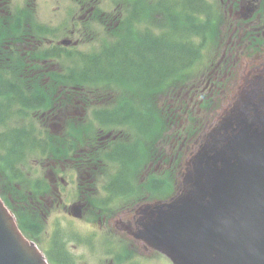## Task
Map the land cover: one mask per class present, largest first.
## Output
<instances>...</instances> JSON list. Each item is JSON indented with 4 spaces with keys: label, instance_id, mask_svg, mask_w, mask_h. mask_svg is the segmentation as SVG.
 I'll return each mask as SVG.
<instances>
[{
    "label": "flooded vegetation",
    "instance_id": "flooded-vegetation-1",
    "mask_svg": "<svg viewBox=\"0 0 264 264\" xmlns=\"http://www.w3.org/2000/svg\"><path fill=\"white\" fill-rule=\"evenodd\" d=\"M39 2L52 10L50 17H42ZM221 2L226 23L215 35L212 57L206 64L181 66L189 72L187 81L163 92L159 103L164 109L156 113L150 81L141 82L147 88L143 96L137 90L132 97L114 96L105 89L97 97L74 95L88 86L76 79L91 48L122 37L132 39V56L125 62L134 69L132 84L137 89L138 41L146 36L151 45L153 19L146 25L151 34H122L113 29L122 25L124 2L101 8L100 3L78 0L75 10L68 8L65 20L58 22L55 0H27L18 18L0 0V23L8 26V41L0 52L7 64L1 68L26 79L0 85L44 88L53 94L52 107L38 114V127L53 136L51 153L22 163L13 190L16 201L12 200L23 209L25 220L35 217L36 224H27L28 235L50 264H179L173 252L155 248L172 244L169 232L168 240L144 235L154 222L156 207L187 194L188 173L194 174L199 159L220 146V133L237 105L245 98L255 104L264 99V6L245 20L253 0ZM137 6L135 0L136 19ZM148 7L152 15L154 0ZM35 11L38 16L26 13ZM11 23H16L14 32L9 31ZM175 53L179 62L186 60V49ZM154 62L152 54L142 69L150 72ZM139 104L147 111L140 112Z\"/></svg>",
    "mask_w": 264,
    "mask_h": 264
},
{
    "label": "water",
    "instance_id": "water-1",
    "mask_svg": "<svg viewBox=\"0 0 264 264\" xmlns=\"http://www.w3.org/2000/svg\"><path fill=\"white\" fill-rule=\"evenodd\" d=\"M252 120L209 158L198 195L159 223L177 228L185 264H264V104ZM0 264H46L1 201Z\"/></svg>",
    "mask_w": 264,
    "mask_h": 264
},
{
    "label": "rangeland",
    "instance_id": "rangeland-1",
    "mask_svg": "<svg viewBox=\"0 0 264 264\" xmlns=\"http://www.w3.org/2000/svg\"><path fill=\"white\" fill-rule=\"evenodd\" d=\"M101 2L103 3L102 7L105 8L111 2H116V1L115 0H101ZM14 3H15V1H14ZM14 5L15 6L19 5V3H15ZM14 5H13V7H14ZM122 33L125 34V31H123ZM121 44L122 45H127V44L132 45V39L129 37H123ZM138 47L140 49V52L138 53L137 66L135 64V69H136L135 74L138 73V80H140V81H151L154 78V75L151 74L152 71L149 72V70H146V69L141 70V69L143 66L148 64V58L154 53V51L152 50L149 42L142 37L138 41ZM132 49H133V45H132ZM161 51L163 53V56L167 55V57L169 56V54H175L173 49H171V48L169 51H167L166 47H165V48H162ZM170 63H171V61H170ZM120 74H121V72H120ZM127 74L130 76L134 75V69L132 71H128ZM14 120H13V123H14Z\"/></svg>",
    "mask_w": 264,
    "mask_h": 264
},
{
    "label": "trees",
    "instance_id": "trees-1",
    "mask_svg": "<svg viewBox=\"0 0 264 264\" xmlns=\"http://www.w3.org/2000/svg\"><path fill=\"white\" fill-rule=\"evenodd\" d=\"M184 53H182L183 55ZM166 57V58H165ZM170 65H172V62L169 61V56H163L162 52H159L157 55V60L154 62V67L152 68V75H154V78L159 77V75L162 73V70L165 68H168ZM9 91L8 88H4L0 86V111L5 109V106L13 105L11 102H9V98L11 95L7 93ZM6 112H13L11 110H5ZM15 141V140H14Z\"/></svg>",
    "mask_w": 264,
    "mask_h": 264
}]
</instances>
